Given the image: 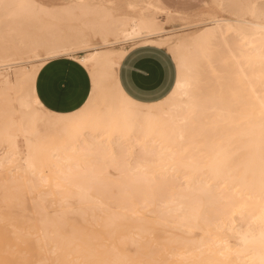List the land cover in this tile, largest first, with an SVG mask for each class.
Listing matches in <instances>:
<instances>
[{"label":"snow or ice","instance_id":"1","mask_svg":"<svg viewBox=\"0 0 264 264\" xmlns=\"http://www.w3.org/2000/svg\"><path fill=\"white\" fill-rule=\"evenodd\" d=\"M121 7L62 4L54 0L52 3L46 0L5 3L0 0L5 19L15 22L29 40L17 49V54L26 57L32 65L23 76L17 75L12 88L5 92V115L16 114L17 104L21 109L19 129L14 123H6L5 139L11 143L23 137L27 148L23 162L31 166L33 176L37 171L43 176L44 171L51 168L45 158L50 144L62 142L67 146L90 127L127 132L129 138L137 130L141 133L147 130L162 141L172 143L173 135L182 133L189 120L197 118L198 104L218 108L222 113L226 106L239 131L237 151L228 153L208 148L201 153V159L195 161V170L207 183L189 190L187 208L175 209L197 223L187 238L178 239V242L190 258L186 264H215L203 258L205 250L209 256L215 255L233 238L237 239L238 248L242 245L241 250L258 255L257 264H264V230L260 233L257 249V238L250 231H236L233 237H227L223 229L213 231L207 219L206 228L199 226L206 200L214 203L220 215H230L233 223L237 214L243 221L246 212L254 215L252 210L259 209L258 219L264 224V87L253 102L246 95L243 82L233 78L237 74L226 60L231 51V38L223 27L219 31L215 27L209 31L201 24L205 31L195 35L183 33L179 39L157 40V35L162 36L165 26L175 19L171 11L161 14L162 4L128 5V8L141 11V28L139 32L134 29L133 34L152 42L141 45L138 40H132L120 55L101 59L94 54L92 46L111 39L108 35L110 20L126 19L117 16L116 10ZM224 7L220 5L221 9ZM228 7H259L260 55L264 64V0L259 6ZM145 9H155V14L145 15ZM136 23L133 20V24ZM231 23L248 25L249 22L238 19ZM233 30L230 27L229 31ZM137 54L140 59L136 58ZM227 91L234 99L226 95ZM39 124L44 126L43 130L37 127ZM241 154L248 160L242 170L234 166ZM173 156L176 168L192 164L191 161L186 163L188 153L179 147ZM19 162V156L16 161H8L9 164ZM82 178L71 174L61 176L62 182L67 184ZM0 264L12 262L0 261ZM54 264L117 262L86 255Z\"/></svg>","mask_w":264,"mask_h":264},{"label":"bare ground","instance_id":"2","mask_svg":"<svg viewBox=\"0 0 264 264\" xmlns=\"http://www.w3.org/2000/svg\"><path fill=\"white\" fill-rule=\"evenodd\" d=\"M140 1L125 2L126 12L119 13V9L116 10L118 17L122 16L126 19H112L108 22L110 27L108 35L111 39L93 45L94 54L101 59L110 55L118 56L126 45L130 46L132 40H138L141 45L152 42L133 34L134 29L139 32L141 28V11L127 6L142 5ZM244 1L246 0L206 1L204 6L213 4L219 12L227 15V17L211 15L212 18L206 28L210 31L215 27L216 31H219L223 27L225 34L230 36L231 51L227 54L226 60L237 74L233 78L243 82L246 95L255 102V96L260 95L264 87V64L260 55L262 43L259 31L260 9L256 7L253 11L255 20H247L243 17V8L228 7L243 5ZM4 2L19 3L25 0H4ZM81 3L108 5L100 0H66L63 4ZM149 3L162 4L160 0H147V4ZM220 5L225 7L221 9ZM162 10L171 11L164 6ZM80 11L78 9L77 13ZM144 12L145 15L155 14V9H145ZM171 12L174 18L189 21V15ZM164 18L168 19L167 16ZM238 19L242 21L246 19L249 23L248 25L231 23ZM133 20L137 23L133 24ZM213 21L218 23L213 24ZM230 27L234 29L231 32ZM169 31L170 29L164 28L163 35H157L156 39L180 38L181 35L169 34ZM198 31L203 32L205 28L200 27L188 34L195 35ZM27 43L29 40L21 34L18 25L6 20L4 10L0 8V190L7 197L22 191L30 196L29 200L38 214L37 235H32L36 236L37 249L45 253L44 259L50 261L49 264H54L55 261L77 260L86 255L107 260L105 252H113L110 260L117 264H133L140 258L142 261H138V264L139 262L186 264V260L190 258L186 257L183 245L178 239L187 238L191 229L197 227V223L188 220L186 213L178 214L175 209L181 206L187 208L190 203L186 199L189 190L197 186L203 187L207 183L204 176L193 166L195 161L201 159L203 151L208 148L228 153L237 151L239 131L235 129V122L227 113V107L224 106L222 113L218 108L213 109L202 103L198 104L197 118L189 120L182 133H175L172 143L162 141L147 130L143 133L137 130L129 138L127 132L116 133L109 128L90 127L67 146L62 142L50 144L45 158L51 168L46 169L43 176L39 171L33 176L31 166L23 162V157L27 156L23 137L19 139L23 152L19 151L18 154V142L9 143L4 136L6 123H14L17 129L20 126L19 104L16 105V114L9 113L6 116L3 100L6 90L12 88L17 75L23 76L32 67L26 57L17 54V49ZM12 56L16 57L12 58ZM14 65L17 67L14 68ZM226 95L234 99L230 91H227ZM37 127L43 130L44 126L39 124ZM189 128L195 132V137L191 135ZM211 134L223 137L225 143L221 146L217 140H212ZM177 147L181 151H187L186 163L192 162L186 168L175 167L173 152ZM18 156L19 163H8V161H16ZM247 164L248 160L243 154L234 161V166L241 170ZM108 167L116 172V179L107 181L98 175L104 174L103 171ZM68 174L84 178L74 179L71 184L62 182L61 176ZM51 194L59 196V205L57 203L58 206L52 209V212L49 211V207L55 202L48 199ZM71 198H75L76 205L70 202ZM170 208L173 211L169 212ZM252 211L254 215H248L246 212L243 221L237 214L233 223L230 215L228 217L220 215L214 203L206 200L199 226L206 228L205 219H207L213 231L223 229L227 237H233L236 231L242 233L250 231L257 238L255 247L258 249V240L261 231L264 230V224L258 219L259 209ZM65 212L76 213L78 219L86 223L85 229L78 230L74 222L67 221L64 217ZM64 228L67 229L66 232H62ZM15 229L17 231L18 228ZM20 231L13 232L20 234ZM25 232V236L31 235ZM242 248V245L240 248L237 247V239L233 238L229 240L226 248L222 247L215 255L209 256L205 250L203 258L211 259L215 264H257L258 255H254L251 251H243ZM221 252L223 254H220Z\"/></svg>","mask_w":264,"mask_h":264},{"label":"rangeland","instance_id":"3","mask_svg":"<svg viewBox=\"0 0 264 264\" xmlns=\"http://www.w3.org/2000/svg\"><path fill=\"white\" fill-rule=\"evenodd\" d=\"M65 1L66 0H54V2L62 3V4ZM100 1L108 5L115 4V5L123 6L118 10L119 13L127 11L125 10L124 6H125V2H127L128 0H124V1L123 0L121 1L120 0H100ZM206 1H209V0H161L160 2L165 8L171 11L181 12V13H185L189 15L188 22L175 18L174 22L171 25L165 26V29L166 30L170 29L169 34L171 33L173 35H182L183 33H188V32H192V31L199 29L201 27V24H204L205 26L208 25L207 23L212 18L211 15L218 14V15L227 17V15L219 12V10H217L216 7H213V8L205 7L204 4ZM249 1L248 0L244 1L243 5H253L254 4L258 6L261 3V0H249ZM46 2L52 3L53 0H46ZM140 2L142 5L147 4V0L145 1L141 0ZM247 8H249L250 10H248ZM255 9L256 8H250V7L243 8L244 10L243 17L246 18L247 20H255V12H253L255 11ZM161 12H162L161 14H163L165 11L161 9ZM15 57L16 56H12V58H15ZM12 62H14V60ZM15 67H17V65H14V68ZM207 127H209V125ZM189 132L190 133L192 132L191 135L195 134L192 128H189ZM210 137H212V140L214 141L217 140L218 142L217 141L216 142L220 144L221 146L225 143L223 137H220L218 135L214 136L212 134L210 135ZM214 141H212V143L216 146V143H214ZM210 142H211V139H210ZM18 147H19L20 153H22L23 146L20 140L18 141ZM111 169L112 168L108 167L103 171L105 172L104 174L101 173V175L100 174L98 175L101 176V178L103 177V179L107 181L116 179L117 178L115 176L116 172L113 169L112 170ZM1 192L2 191L0 190V217L1 218L3 217V219L1 220L0 218V261H9V262H12V264H49L50 261L44 259L45 253L43 251L38 250L37 249L38 247L35 245L36 236H33V235L34 234L37 235L36 219L38 217V214L35 212V208H34V205L31 203V200H29L30 196L26 194V192L24 191L20 193H17V192L13 193L9 195L8 197ZM48 199H50L52 202H55L53 203L54 205H51L52 207L51 206L49 207V211L52 212V209L56 208V206L59 205V196L51 194L50 196H48ZM69 200L74 205L77 204L75 201V198L73 199L71 198ZM33 213H35V215ZM64 217L67 221L74 222L77 228H79L78 230L85 229L86 223L82 220H79L76 213H71V212L66 213L65 212ZM14 228H18L19 230L17 229V231H20V230H23V231H20L19 232L20 234L18 233L15 234L14 232H17V231L16 229L14 230ZM66 231H67L66 228L62 230V232H66ZM24 232L30 233L31 235L27 237L25 236L26 234H24ZM21 234L22 235L24 234V235L21 236ZM31 236H33L34 238ZM112 254L113 252H105L104 255L107 257L106 258L107 261H111L110 257ZM46 256H49V255L46 254ZM138 261H142L141 258ZM138 261L134 262L133 264H138ZM139 264H142V262H139Z\"/></svg>","mask_w":264,"mask_h":264},{"label":"crops","instance_id":"4","mask_svg":"<svg viewBox=\"0 0 264 264\" xmlns=\"http://www.w3.org/2000/svg\"><path fill=\"white\" fill-rule=\"evenodd\" d=\"M161 1V0H160ZM131 50V49H130ZM137 59H140L141 57H140V55L139 54H137V57H136ZM145 66H148V65H145Z\"/></svg>","mask_w":264,"mask_h":264}]
</instances>
